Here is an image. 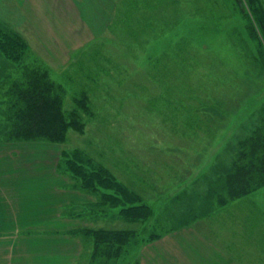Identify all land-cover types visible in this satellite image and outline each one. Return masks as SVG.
Masks as SVG:
<instances>
[{"label":"rangeland","instance_id":"1","mask_svg":"<svg viewBox=\"0 0 264 264\" xmlns=\"http://www.w3.org/2000/svg\"><path fill=\"white\" fill-rule=\"evenodd\" d=\"M244 2L100 0L106 24L76 39L55 19L52 32L41 33L32 0H0V29L28 45L20 64L0 50V135L7 126L6 84L22 64L46 67L57 82L76 74L75 87L65 83L66 105H73L74 89L87 86L97 119L83 134L71 131L69 146L112 166L154 217L141 224L124 217L121 207H94L91 194L69 186V174L59 167L60 145L1 140L0 162L23 163L29 168L23 178L35 179V213L62 212L81 228L137 229V250L122 264L138 257V264H264V222L247 225L249 204L264 213V186L249 202L224 210L214 195L240 140L264 118V37ZM15 143L22 145L13 154ZM78 225L70 231L55 225L56 233L82 243L73 264H104L93 258L92 242L79 236L88 229ZM153 231L160 237L145 241ZM50 243L38 251L55 249Z\"/></svg>","mask_w":264,"mask_h":264},{"label":"trees","instance_id":"2","mask_svg":"<svg viewBox=\"0 0 264 264\" xmlns=\"http://www.w3.org/2000/svg\"><path fill=\"white\" fill-rule=\"evenodd\" d=\"M247 5L254 16V20H251L253 25L258 24L264 37L263 0H247ZM255 29L258 32L257 25H254ZM0 50L7 59L20 64L28 45L18 35L5 33L0 29ZM159 61L160 58L157 59V65ZM20 68L6 84L7 101L4 115L7 126L2 129L0 141H39L58 144L61 147L59 167L61 171L69 174V186L91 194L95 199L94 203H91L94 207H121L124 217L141 224L154 217L152 208L144 198L120 178L112 166L96 159L87 149L79 146L71 148L68 144L71 131L83 134L91 122L97 119L96 105L90 98V88L82 86L74 89L73 105L67 106L68 88L65 83L74 86L76 74L68 72L64 83L53 79L48 69L41 65L22 64ZM84 74L86 77L92 75L88 71H84ZM155 101L151 99L153 106L156 105ZM105 120L103 119V122ZM263 186L264 118L249 135L240 140L231 169L220 178L214 190L218 208L224 210L234 207L237 202H249L248 198ZM249 209L251 215L248 217L247 225L259 226L260 222H264V213L257 205L249 204ZM80 229H88V236L82 232H79V236L83 235V240L85 243L88 242L87 244L92 242L93 258L105 260L104 264H122L123 259L130 251L137 250L139 244L138 230L135 228L80 227ZM86 237L90 240H85ZM159 237L160 234L153 231L149 239L144 240ZM139 261V257L129 260L131 264H138Z\"/></svg>","mask_w":264,"mask_h":264},{"label":"crops","instance_id":"3","mask_svg":"<svg viewBox=\"0 0 264 264\" xmlns=\"http://www.w3.org/2000/svg\"><path fill=\"white\" fill-rule=\"evenodd\" d=\"M32 1L35 6V26L44 27L41 33L52 32L49 26L52 25L53 19L56 20L55 24L58 27H63L62 31L65 30L73 38L76 36V39H81V36L87 37L90 33L96 35L94 28L106 24L100 0ZM82 24L87 27L83 35L79 30ZM20 145L22 143H15L11 147V150H15L13 154L21 150ZM7 153L5 151V154ZM25 169L29 168L11 159L0 162V264L76 263L82 251L81 241L67 234L56 233L58 231L55 230V225L59 222L64 226L60 229L68 231L78 225L77 221L66 218L62 212L52 217L48 216V211L35 213V179L23 178ZM48 203L49 199L45 201V206H48ZM51 204L50 208L56 207L54 202ZM81 226L82 224L79 227ZM48 240L57 245L56 250L45 245L38 251L39 246L43 242H49ZM57 254L58 262L55 260ZM197 264L202 263L197 261Z\"/></svg>","mask_w":264,"mask_h":264}]
</instances>
